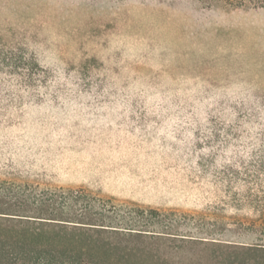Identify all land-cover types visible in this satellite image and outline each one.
Segmentation results:
<instances>
[{"label":"trees","instance_id":"1","mask_svg":"<svg viewBox=\"0 0 264 264\" xmlns=\"http://www.w3.org/2000/svg\"><path fill=\"white\" fill-rule=\"evenodd\" d=\"M27 36L0 31V264H264L263 91L146 74L129 91ZM110 120L139 133L109 136L108 148L86 134ZM89 144L90 164L168 160L166 172L197 193L213 186L203 192L219 205L123 202L60 178L85 168L75 155ZM212 216L229 223L211 227Z\"/></svg>","mask_w":264,"mask_h":264},{"label":"rangeland","instance_id":"2","mask_svg":"<svg viewBox=\"0 0 264 264\" xmlns=\"http://www.w3.org/2000/svg\"><path fill=\"white\" fill-rule=\"evenodd\" d=\"M8 26L27 31L28 41L41 49L60 50L67 62H85L93 74L101 76L106 67L113 76L109 83L126 84L129 91L138 86V76L146 74L187 87L217 79L264 93L262 0H0V31ZM107 124L109 129L86 134L106 139L102 146L108 148L109 136L139 133L117 129L122 125L113 120ZM94 147L76 150L75 156L84 158L79 166L85 167L74 171L77 175L68 166L59 168L57 175L67 182L84 177L92 192H111L123 202L154 201L184 212L219 205L203 192L213 186L197 193L195 183L166 172L168 160L147 156L95 165L90 164ZM209 219L217 222L210 225L217 229L229 223L222 224L218 216Z\"/></svg>","mask_w":264,"mask_h":264}]
</instances>
